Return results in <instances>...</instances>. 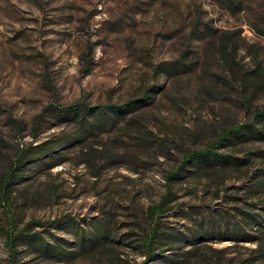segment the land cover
I'll list each match as a JSON object with an SVG mask.
<instances>
[{"label": "rangeland", "instance_id": "obj_1", "mask_svg": "<svg viewBox=\"0 0 264 264\" xmlns=\"http://www.w3.org/2000/svg\"><path fill=\"white\" fill-rule=\"evenodd\" d=\"M73 104L91 113L90 122L93 107L110 119L84 133L60 113ZM263 105L264 0H0V172L18 149L70 139L25 171L7 200L0 189V234L9 219L17 228L38 221L46 225L34 231L47 242H73L68 229L49 223L70 228L73 218L80 228H110L114 238L74 261L24 245L14 260L172 264L169 257L190 244L153 243L150 259L140 245L151 227L147 208L169 187L177 207L159 217L161 231L207 228L218 220L215 210L224 212L221 228L244 226L240 212L247 211L259 215L264 230V121L246 141L215 148L244 158L240 167L166 179L186 149L252 123ZM109 106L126 109L125 118ZM201 243L202 255L182 264H214L213 254L220 264H264V233L253 243L226 236ZM11 261L0 236V264Z\"/></svg>", "mask_w": 264, "mask_h": 264}, {"label": "trees", "instance_id": "obj_2", "mask_svg": "<svg viewBox=\"0 0 264 264\" xmlns=\"http://www.w3.org/2000/svg\"><path fill=\"white\" fill-rule=\"evenodd\" d=\"M233 5L235 6V4ZM255 71L256 70H253V73ZM137 101L138 100L133 101L132 103ZM106 108H109L110 113L120 119L125 118V115L127 114L126 109L116 108L114 106ZM91 111L94 114L97 113L94 122L88 120L86 115H91V113H87L84 108H81L80 104L70 105L67 110H61L60 113L65 112L66 115L72 117V119L78 123L79 129H81L82 132L93 133L94 129H100L105 124V119H110V117H107V113L101 107H93L90 112ZM132 119L133 118L128 120V123ZM263 121L264 105L254 112L252 123L224 128L222 132L203 149H186L181 158L180 164L174 170L167 173L166 179L170 182L179 180V178L185 177L186 173L189 171L200 172L209 168L240 167L243 165L244 161H246L244 158L232 153L219 152L215 150V148L221 147L225 142L234 145L239 140L246 141L248 137H253V134L259 133L258 129H255L256 127L254 124ZM81 135V132L78 133L76 139H82ZM69 142L70 139L58 138L54 139V144L50 141H45L27 146L24 149H18L15 153L14 160L9 163L5 171L0 172V189L3 193V200H7V197H9L10 194L14 192L22 182H24V179H26V176L24 175L25 171L32 169L34 165L38 164V162L49 157L53 151H57L61 146H66ZM259 184L264 186V181H259ZM228 197L230 200L236 199L235 196ZM175 199L176 194L171 190V187H169L160 197L159 201L147 208L151 227L145 230L140 245L148 259L156 256V253L152 248L153 243H162L163 245L170 244V249H176L174 243H177L178 241H183V243L187 245L190 244L191 248L182 251L181 253L174 254V257L172 258L169 257L172 264H182L189 261L191 258H199L202 253L200 250L201 245L203 244H199L200 242H207L213 238L221 239L226 236L232 241L253 243L257 242L264 233L263 228L260 227L262 225L261 221L258 219L259 215L255 214V212L247 211L240 212L243 216V218H241V223H243L244 226L233 225L232 228H221L222 226H225L224 224L221 225V220H225V216H223L224 212H220L219 210H215L211 213V215H216L218 220L217 222L213 220L211 225L207 226V228L201 227L203 224L202 221L199 224L201 228H190L188 232L180 231L166 233L159 228L161 224L159 217L177 207L174 203ZM72 219L73 218L69 221L70 228L63 226L59 219L53 220L49 223L51 225L62 227L63 229H68L66 231L73 235V242H68L64 239L57 240V238H55V241L53 242H47L43 234L44 232L34 231L35 226L44 227L46 224L38 221H29L21 228H17L15 222L9 219L8 227L1 229L2 232L0 236L3 237L4 243L8 247L10 258L12 259L11 264H18L14 259L19 252L18 247L20 245H24L28 249L37 252V254L41 252L61 261H74L82 252L92 250L97 246L109 245L113 242L114 238L111 237L110 228L101 227L84 229L76 225ZM45 232L48 235H52L49 229H45ZM158 239H160V242ZM178 248L180 247H177V249ZM213 250L215 252H220V250ZM252 251H259V247H256ZM213 256L214 264H220L221 258L216 257V254H213ZM179 257L183 258L179 259Z\"/></svg>", "mask_w": 264, "mask_h": 264}]
</instances>
